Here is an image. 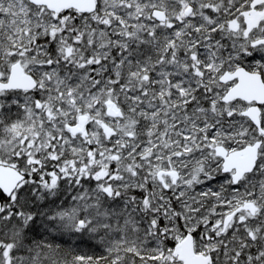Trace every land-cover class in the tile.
Masks as SVG:
<instances>
[{"label":"snow or ice","instance_id":"obj_1","mask_svg":"<svg viewBox=\"0 0 264 264\" xmlns=\"http://www.w3.org/2000/svg\"><path fill=\"white\" fill-rule=\"evenodd\" d=\"M0 264H264V0H0Z\"/></svg>","mask_w":264,"mask_h":264}]
</instances>
